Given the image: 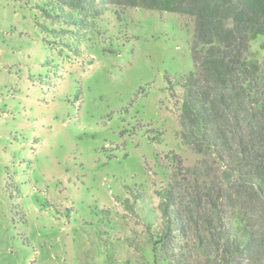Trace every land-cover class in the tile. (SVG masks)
<instances>
[{
  "label": "rangeland",
  "instance_id": "obj_1",
  "mask_svg": "<svg viewBox=\"0 0 264 264\" xmlns=\"http://www.w3.org/2000/svg\"><path fill=\"white\" fill-rule=\"evenodd\" d=\"M41 7L0 0V264H155L170 153L199 158L174 103L192 25L123 7L76 30ZM250 51L264 69V35Z\"/></svg>",
  "mask_w": 264,
  "mask_h": 264
},
{
  "label": "trees",
  "instance_id": "obj_2",
  "mask_svg": "<svg viewBox=\"0 0 264 264\" xmlns=\"http://www.w3.org/2000/svg\"><path fill=\"white\" fill-rule=\"evenodd\" d=\"M123 7L192 25L193 71L178 81L184 94L174 103L182 143L199 158L186 167L170 153L155 264H264V69L250 51L264 35V0H42L41 11L94 30L105 9L118 16Z\"/></svg>",
  "mask_w": 264,
  "mask_h": 264
}]
</instances>
